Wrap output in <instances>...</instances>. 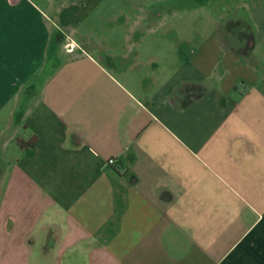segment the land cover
Returning a JSON list of instances; mask_svg holds the SVG:
<instances>
[{
	"label": "crops",
	"instance_id": "0c3cea01",
	"mask_svg": "<svg viewBox=\"0 0 264 264\" xmlns=\"http://www.w3.org/2000/svg\"><path fill=\"white\" fill-rule=\"evenodd\" d=\"M110 1L0 0V264H264V0L64 34Z\"/></svg>",
	"mask_w": 264,
	"mask_h": 264
},
{
	"label": "rangeland",
	"instance_id": "374dc122",
	"mask_svg": "<svg viewBox=\"0 0 264 264\" xmlns=\"http://www.w3.org/2000/svg\"><path fill=\"white\" fill-rule=\"evenodd\" d=\"M189 1L191 2V0H188L187 3L186 0H112L110 3L99 4L93 8L90 15H98L99 17L97 18H100V20L90 19L89 15H87L84 17L82 25L72 28V30L67 29L64 34L68 35L71 40L85 34L84 39L96 42L102 40L100 39L101 34L110 30L109 28L122 29L129 24L130 28L150 29L152 33L147 37V40L153 41L146 42L147 45L164 46L170 39L178 40V37H173L175 33L172 31L175 30L184 37L191 30L202 29V26L205 30L209 28L219 35L226 28L235 40L238 39V32L244 31L242 29L244 28L243 25L247 26L249 24V15L244 10V5L242 8L240 7L241 4L248 3L247 1L249 0H193L191 5ZM197 1L200 4H204L197 5ZM257 1L260 5V0ZM107 14L112 15L115 21L108 20L106 22L103 16ZM190 14L199 18L207 15L209 21H190L187 19L191 16ZM92 20L95 26L92 27L91 25L90 27L89 23L92 24ZM258 25H261L260 21H258ZM160 34L163 35L161 44L158 43ZM69 37L63 36L62 42L69 40ZM229 40L226 39V43L232 46L234 41L232 38L230 42ZM226 43L225 46L229 50ZM212 47L213 45H210V50ZM241 57L245 63L250 60L248 54Z\"/></svg>",
	"mask_w": 264,
	"mask_h": 264
},
{
	"label": "built area",
	"instance_id": "2783aa9c",
	"mask_svg": "<svg viewBox=\"0 0 264 264\" xmlns=\"http://www.w3.org/2000/svg\"><path fill=\"white\" fill-rule=\"evenodd\" d=\"M113 163V159L112 158H107L106 159V164H112Z\"/></svg>",
	"mask_w": 264,
	"mask_h": 264
}]
</instances>
